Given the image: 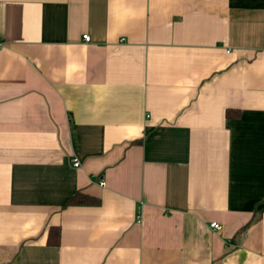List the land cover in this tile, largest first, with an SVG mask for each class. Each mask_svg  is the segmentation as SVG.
Masks as SVG:
<instances>
[{"label": "crops", "instance_id": "1", "mask_svg": "<svg viewBox=\"0 0 264 264\" xmlns=\"http://www.w3.org/2000/svg\"><path fill=\"white\" fill-rule=\"evenodd\" d=\"M0 264H264V0H0Z\"/></svg>", "mask_w": 264, "mask_h": 264}, {"label": "trees", "instance_id": "2", "mask_svg": "<svg viewBox=\"0 0 264 264\" xmlns=\"http://www.w3.org/2000/svg\"><path fill=\"white\" fill-rule=\"evenodd\" d=\"M230 112H228L229 114ZM69 205H99L100 204V200L98 198L89 196L87 194L78 192L75 194V196L69 201L68 203ZM51 236H53V240L51 241V244L53 245H58L60 242V232L59 230H51L50 232ZM55 234V235H54Z\"/></svg>", "mask_w": 264, "mask_h": 264}, {"label": "built area", "instance_id": "3", "mask_svg": "<svg viewBox=\"0 0 264 264\" xmlns=\"http://www.w3.org/2000/svg\"><path fill=\"white\" fill-rule=\"evenodd\" d=\"M83 39L85 40V42H90L91 41V36L86 34L83 36ZM74 166L75 167H79L80 166V162L79 160H74ZM102 185H104V181L102 180L101 182ZM211 228H213L216 232H222L223 231V226L221 224H219L218 222H213L211 224Z\"/></svg>", "mask_w": 264, "mask_h": 264}]
</instances>
